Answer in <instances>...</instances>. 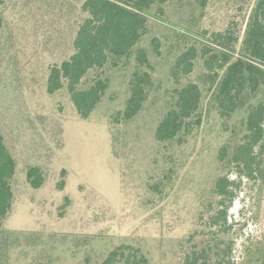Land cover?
I'll return each instance as SVG.
<instances>
[{
	"label": "rangeland",
	"instance_id": "obj_1",
	"mask_svg": "<svg viewBox=\"0 0 264 264\" xmlns=\"http://www.w3.org/2000/svg\"><path fill=\"white\" fill-rule=\"evenodd\" d=\"M84 1L0 0V131L17 160L13 208L0 228V264H100L122 243L142 248L152 264H183L201 239L233 243L234 264H257L264 245V178L243 176L227 224L210 219L223 207L213 192L222 173L219 151L243 136L246 111L223 117L211 107L187 140L155 136L175 89L188 81L203 85L202 60L189 76L174 74L180 53L192 44L200 48L196 37L209 39L229 26L240 46L250 0H209L205 8L198 0H172L163 18L152 15L140 43L152 85L129 120L123 111L135 57L84 78L83 87L98 74L109 79L88 118L78 114L66 86L47 90L51 67L75 51L88 16ZM33 165L45 177L39 188L27 176ZM256 239L261 242L253 246Z\"/></svg>",
	"mask_w": 264,
	"mask_h": 264
},
{
	"label": "trees",
	"instance_id": "obj_2",
	"mask_svg": "<svg viewBox=\"0 0 264 264\" xmlns=\"http://www.w3.org/2000/svg\"><path fill=\"white\" fill-rule=\"evenodd\" d=\"M172 0H85L82 7L88 16L80 24L74 39L75 51L61 64L50 69L47 90L55 93L67 87L71 99L82 118H88L102 100L109 79L97 75L89 87H83L84 78L92 70L106 65L118 66L136 59L137 69L130 79L131 95L123 111V118H133L143 107L152 85V75L144 70L150 66L146 49L140 45L149 31L153 16H164L165 5ZM209 0H198L205 8ZM156 6V12L152 8ZM249 15L244 37H239L232 26L217 31L202 40L201 47L192 44L178 56L174 65L176 76H189L197 61L202 60L203 85L188 81L176 88L172 106L160 120L155 136L161 142L185 141L202 126L204 111L214 108L223 117L245 110L242 122L244 134L233 144L220 148L219 161L222 173L215 182L214 194L223 207L210 217L213 224L222 219L228 222V210L237 195L236 188L243 176L264 178V0L249 1ZM0 16V29L2 26ZM177 35L191 38L190 33L174 30ZM158 38L152 44L158 51ZM17 160L0 131V228L14 203L12 180ZM236 176L231 178V173ZM33 187L42 186L45 177L40 166L27 170ZM62 181L61 184H63ZM229 200V203L226 202ZM205 234V232L203 233ZM208 234V233H206ZM261 239L252 241L255 246ZM257 264H264V245H261ZM233 243L223 247L210 239H201L185 253L183 264H234ZM100 264H152L149 256L138 246L122 243L112 249Z\"/></svg>",
	"mask_w": 264,
	"mask_h": 264
}]
</instances>
